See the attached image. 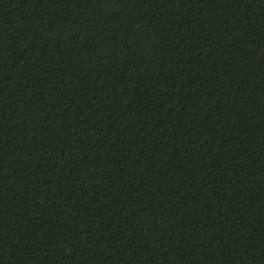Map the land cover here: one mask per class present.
Listing matches in <instances>:
<instances>
[{
  "label": "trees",
  "instance_id": "1",
  "mask_svg": "<svg viewBox=\"0 0 264 264\" xmlns=\"http://www.w3.org/2000/svg\"><path fill=\"white\" fill-rule=\"evenodd\" d=\"M0 264H264V0H0Z\"/></svg>",
  "mask_w": 264,
  "mask_h": 264
}]
</instances>
